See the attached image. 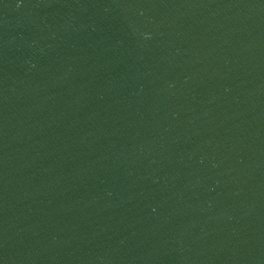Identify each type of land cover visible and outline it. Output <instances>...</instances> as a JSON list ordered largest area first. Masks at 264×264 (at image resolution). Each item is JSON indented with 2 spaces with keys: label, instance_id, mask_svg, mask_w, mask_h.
I'll return each instance as SVG.
<instances>
[{
  "label": "water",
  "instance_id": "95a60500",
  "mask_svg": "<svg viewBox=\"0 0 264 264\" xmlns=\"http://www.w3.org/2000/svg\"><path fill=\"white\" fill-rule=\"evenodd\" d=\"M0 264H264V0H0Z\"/></svg>",
  "mask_w": 264,
  "mask_h": 264
}]
</instances>
